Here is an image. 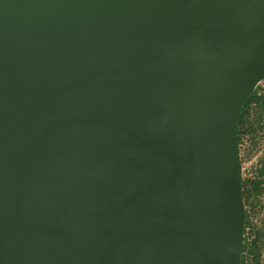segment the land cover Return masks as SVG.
Returning <instances> with one entry per match:
<instances>
[{
  "label": "water",
  "instance_id": "1",
  "mask_svg": "<svg viewBox=\"0 0 264 264\" xmlns=\"http://www.w3.org/2000/svg\"><path fill=\"white\" fill-rule=\"evenodd\" d=\"M263 79L264 0H0V264H241Z\"/></svg>",
  "mask_w": 264,
  "mask_h": 264
},
{
  "label": "built area",
  "instance_id": "2",
  "mask_svg": "<svg viewBox=\"0 0 264 264\" xmlns=\"http://www.w3.org/2000/svg\"><path fill=\"white\" fill-rule=\"evenodd\" d=\"M240 127L237 157L245 192L243 264H264V79ZM258 187L255 190L254 184Z\"/></svg>",
  "mask_w": 264,
  "mask_h": 264
},
{
  "label": "trees",
  "instance_id": "3",
  "mask_svg": "<svg viewBox=\"0 0 264 264\" xmlns=\"http://www.w3.org/2000/svg\"><path fill=\"white\" fill-rule=\"evenodd\" d=\"M254 99V94H252L249 99L245 102L243 108H242V111H241V114H240V117H239V120H238V123H237V126H236V138H235V144H236V150H237V146H238V141H239V135H240V127L242 125V123L245 122V117H246V113L248 111V106L250 104V102ZM258 187V184L255 183L253 188L256 190ZM242 188H243V184H242ZM243 197L245 198V192L243 191ZM241 264H243V260H241Z\"/></svg>",
  "mask_w": 264,
  "mask_h": 264
}]
</instances>
